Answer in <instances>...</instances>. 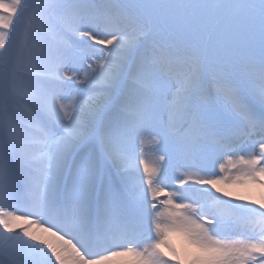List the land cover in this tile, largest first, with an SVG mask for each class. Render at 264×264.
<instances>
[{"label": "snow or ice", "instance_id": "snow-or-ice-1", "mask_svg": "<svg viewBox=\"0 0 264 264\" xmlns=\"http://www.w3.org/2000/svg\"><path fill=\"white\" fill-rule=\"evenodd\" d=\"M221 185L264 190V0H0V264H264Z\"/></svg>", "mask_w": 264, "mask_h": 264}, {"label": "bare ground", "instance_id": "bare-ground-1", "mask_svg": "<svg viewBox=\"0 0 264 264\" xmlns=\"http://www.w3.org/2000/svg\"><path fill=\"white\" fill-rule=\"evenodd\" d=\"M222 188H224L226 191L230 192L232 197H237L238 195H245L244 197H253L251 200L261 201L264 199L263 191L255 186H240V185H221ZM23 221H17L16 224L23 225ZM33 231H38L35 229V226H33ZM173 244L177 247V249L183 250L186 247V243L184 239L179 235H173L172 237ZM127 257H117L114 258V264H124V261H126Z\"/></svg>", "mask_w": 264, "mask_h": 264}, {"label": "rangeland", "instance_id": "rangeland-1", "mask_svg": "<svg viewBox=\"0 0 264 264\" xmlns=\"http://www.w3.org/2000/svg\"><path fill=\"white\" fill-rule=\"evenodd\" d=\"M263 194H264V191H263ZM239 197H244L245 195H238ZM254 196H255V193H254ZM254 196L253 197H248V196H246V197H244L246 200H251V198H254Z\"/></svg>", "mask_w": 264, "mask_h": 264}]
</instances>
